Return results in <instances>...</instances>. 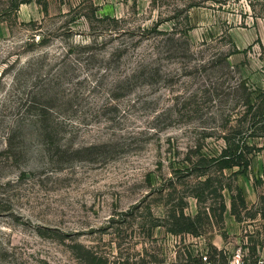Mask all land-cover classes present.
I'll list each match as a JSON object with an SVG mask.
<instances>
[{
	"label": "rangeland",
	"instance_id": "374dc122",
	"mask_svg": "<svg viewBox=\"0 0 264 264\" xmlns=\"http://www.w3.org/2000/svg\"><path fill=\"white\" fill-rule=\"evenodd\" d=\"M237 253L264 264V0H0V264Z\"/></svg>",
	"mask_w": 264,
	"mask_h": 264
},
{
	"label": "trees",
	"instance_id": "16d2710c",
	"mask_svg": "<svg viewBox=\"0 0 264 264\" xmlns=\"http://www.w3.org/2000/svg\"><path fill=\"white\" fill-rule=\"evenodd\" d=\"M21 2H24V1H19V2L15 3V5L19 6ZM236 147L241 148L242 145L238 144V145H236ZM244 155L245 154L241 151L234 152L232 150L231 145H230V147L226 146V148L223 149V152L217 158L219 160V164H220L221 168H233L235 166H242L243 163L241 162V158L244 157ZM247 164H248V162H246V164H245L246 168H247ZM241 202H242L243 206H246V200L244 198H242ZM234 212H236V207L234 208ZM181 214L183 215V218L186 219V222H184V225L186 224L187 227H181L179 230L172 229V231H174V232L188 231V232H192V233H197V230H195L193 227V224L195 222V219H197V217H193V216H189V215L187 216V215H185V213H181ZM178 224H180V223H178ZM182 228H184V229H182ZM90 261L94 262V263H98V264H100L102 262L101 258H99L98 255H94L93 259H91Z\"/></svg>",
	"mask_w": 264,
	"mask_h": 264
},
{
	"label": "built area",
	"instance_id": "2783aa9c",
	"mask_svg": "<svg viewBox=\"0 0 264 264\" xmlns=\"http://www.w3.org/2000/svg\"><path fill=\"white\" fill-rule=\"evenodd\" d=\"M230 264H241V257L239 253L234 256Z\"/></svg>",
	"mask_w": 264,
	"mask_h": 264
}]
</instances>
